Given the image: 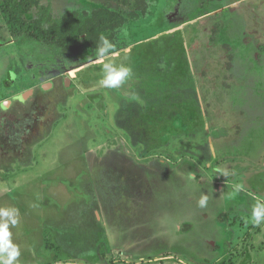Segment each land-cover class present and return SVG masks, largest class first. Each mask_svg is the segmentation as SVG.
I'll return each instance as SVG.
<instances>
[{
    "label": "rangeland",
    "instance_id": "obj_1",
    "mask_svg": "<svg viewBox=\"0 0 264 264\" xmlns=\"http://www.w3.org/2000/svg\"><path fill=\"white\" fill-rule=\"evenodd\" d=\"M146 2L38 0L19 34L0 16V208L19 211L18 264H264V223L250 222L264 202V0ZM99 9L139 16L113 34L132 68L116 89L99 83V38L44 40Z\"/></svg>",
    "mask_w": 264,
    "mask_h": 264
},
{
    "label": "trees",
    "instance_id": "obj_2",
    "mask_svg": "<svg viewBox=\"0 0 264 264\" xmlns=\"http://www.w3.org/2000/svg\"><path fill=\"white\" fill-rule=\"evenodd\" d=\"M37 1L38 0H3L1 2L0 16L10 32L13 34H19L21 32L28 33L29 30L32 29L30 24H26L23 21L22 15L29 11L31 5ZM146 3L150 7L151 4L149 0H147ZM149 7L147 6L145 12L140 16L141 18L145 17L144 22L149 21V16L147 14V9L149 10ZM138 17L139 16L133 13L125 14L121 11L111 13L105 9L94 10L91 14L82 16L78 19L73 17L70 28L58 26L49 36H46L44 40H46V43L50 46L55 43L67 46L80 40L82 35H85L84 40L87 41L93 38L100 39L101 36H104L117 45L113 34L127 25L130 20L136 21ZM99 20H105L103 22L104 25L97 23ZM34 24H36V22H33V25ZM159 31L160 30L152 31L144 37L154 36Z\"/></svg>",
    "mask_w": 264,
    "mask_h": 264
},
{
    "label": "clouds",
    "instance_id": "obj_3",
    "mask_svg": "<svg viewBox=\"0 0 264 264\" xmlns=\"http://www.w3.org/2000/svg\"><path fill=\"white\" fill-rule=\"evenodd\" d=\"M128 49L116 50V45L108 38L101 36L96 50V63L101 66V79L99 83L106 89H116L121 87L131 76L132 68L124 63H117L123 54L128 55ZM211 151V149H210ZM222 176L228 175L226 169H216ZM195 174L189 172L185 176L187 182H195ZM239 189V186H237ZM208 195L201 194L197 204L204 208L208 203ZM35 207V205H33ZM19 211L14 207L0 208V264H18L21 255L19 246L12 242L10 226L18 224ZM254 226L264 223V202L258 201L252 209L251 221Z\"/></svg>",
    "mask_w": 264,
    "mask_h": 264
},
{
    "label": "water",
    "instance_id": "obj_4",
    "mask_svg": "<svg viewBox=\"0 0 264 264\" xmlns=\"http://www.w3.org/2000/svg\"><path fill=\"white\" fill-rule=\"evenodd\" d=\"M47 86H48V84H44L42 87L44 89H46ZM30 94H31V90L27 91V92H25L23 94H20L19 96L15 97L14 99L18 100V101H24L25 99H27L30 96ZM6 103H8V102H6Z\"/></svg>",
    "mask_w": 264,
    "mask_h": 264
},
{
    "label": "flooded vegetation",
    "instance_id": "obj_5",
    "mask_svg": "<svg viewBox=\"0 0 264 264\" xmlns=\"http://www.w3.org/2000/svg\"><path fill=\"white\" fill-rule=\"evenodd\" d=\"M42 86H43V85H42ZM41 88L44 89L43 87H41ZM44 90H45V89H44ZM29 91H30V90H29ZM34 91H35V90H33V89L31 90V94H30L29 100L32 99L31 97H32V95L34 94ZM30 101H31V100H30Z\"/></svg>",
    "mask_w": 264,
    "mask_h": 264
},
{
    "label": "crops",
    "instance_id": "obj_6",
    "mask_svg": "<svg viewBox=\"0 0 264 264\" xmlns=\"http://www.w3.org/2000/svg\"><path fill=\"white\" fill-rule=\"evenodd\" d=\"M214 264H219V260L215 261V263H214Z\"/></svg>",
    "mask_w": 264,
    "mask_h": 264
}]
</instances>
